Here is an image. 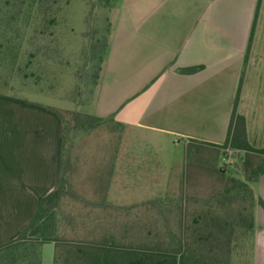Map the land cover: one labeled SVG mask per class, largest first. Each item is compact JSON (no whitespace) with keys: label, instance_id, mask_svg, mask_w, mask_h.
<instances>
[{"label":"crops","instance_id":"0c3cea01","mask_svg":"<svg viewBox=\"0 0 264 264\" xmlns=\"http://www.w3.org/2000/svg\"><path fill=\"white\" fill-rule=\"evenodd\" d=\"M116 12L86 115L122 134L210 149L215 167V149L226 142L235 109L249 146L264 149V0H118ZM63 129L57 108L0 93V246L24 232L58 187ZM250 189L251 237L241 240L237 263L264 264V172ZM58 215L50 209L26 237L53 239ZM198 226L188 222L182 229ZM55 255L54 242L47 241L41 264H54Z\"/></svg>","mask_w":264,"mask_h":264},{"label":"rangeland","instance_id":"374dc122","mask_svg":"<svg viewBox=\"0 0 264 264\" xmlns=\"http://www.w3.org/2000/svg\"><path fill=\"white\" fill-rule=\"evenodd\" d=\"M117 2L0 0V93L57 108L71 129L64 149L66 185L58 202L63 243L56 264H83L74 253L77 248L106 232L120 237L121 226L134 219L137 228L122 243L143 242L148 230L153 232L151 242H156L155 235L161 240V217L152 213L158 208L164 210L162 215L167 208L173 211L167 214V227L175 233L174 215L179 210L185 211L186 222L213 211L244 228L253 206L249 171L264 165L263 158L246 164L243 152H226V148L215 149L214 167L210 149L182 143L173 147L166 140L157 142L130 131L122 134L109 121L74 120V113L91 112ZM227 157L232 160L229 165L223 161ZM231 189L229 196L225 190ZM157 198L164 202L158 203ZM103 202L136 204L137 210L127 218L106 219L105 224L96 221V225L91 220L102 216L81 213ZM231 233L234 238L250 239L242 230Z\"/></svg>","mask_w":264,"mask_h":264},{"label":"trees","instance_id":"16d2710c","mask_svg":"<svg viewBox=\"0 0 264 264\" xmlns=\"http://www.w3.org/2000/svg\"><path fill=\"white\" fill-rule=\"evenodd\" d=\"M73 115L76 122L81 118L94 123L105 122L104 119L93 116H82L78 113H74ZM60 117L64 124L63 148L65 149L67 136L71 129L67 126L68 124L61 113ZM226 148L243 152L246 164H249L251 160L259 158L264 159V149L255 150L247 143L244 119L236 114L235 109L233 110L230 120L226 142L218 149ZM66 166L67 161L63 159L58 187L39 203L36 213L24 232L14 241L0 246V264H41V248L47 241L54 242L57 252L59 246L63 243L61 242V237H59L60 221L62 222L63 215L58 210V202L63 195V189L66 185L64 178ZM249 172V181L251 184L264 172V165L261 167L257 166L256 169ZM225 192H229V196L233 195V189L229 191L225 190ZM250 193L253 209L254 198L251 189ZM157 199L158 203L164 202L162 201L163 199ZM257 203L263 205L260 200H257ZM135 206L137 205H132L127 208H118L108 202H103V204L101 203L100 205H93L91 209L107 208L110 209V213L86 215L93 217L102 216L96 219L92 217L93 220H91V223L96 225V221H102L101 223L105 224L107 222L106 219L127 218L133 213L132 210H137ZM52 208H56L59 214L58 232L55 237L53 239L42 240L27 238L26 231L37 224ZM162 212H164V210H159V208L152 210L153 214L161 217L162 229H164L162 237H159L161 240L155 235L156 242H151L149 238L153 237V232L148 230L146 233H143V242H139L138 244L136 242H129L127 244L122 243L121 241L127 240V236L137 228L138 220L134 219L130 221V223H125L121 226L122 233L120 237H117L115 233L106 232L98 238L93 237L92 242L85 244L83 248H77L74 253L76 256H79L83 264H231L238 262H234L233 259L234 256L240 255L239 251L241 247H239V245L241 240H243V238H234L233 236L235 233L232 234L231 232L242 230L245 232V235H250L251 237L252 215L249 223L242 228L241 224L236 225L232 220L227 221L222 219V216L218 213L204 211L196 215V218L194 217L191 221H188L200 226H198L196 230L184 231L182 226L184 223H188L185 221L187 215L184 210H179L175 212L174 215L178 221L175 227L177 233H175L174 228L170 229L167 227L170 222L168 216L172 215L173 211L167 208L166 214L163 213L162 215ZM156 221H158V217ZM240 228L242 229L240 230ZM133 237H129L130 241H133ZM190 237L199 238V241H190L188 240ZM117 238H120V240ZM56 261L57 256L55 255L54 264H56Z\"/></svg>","mask_w":264,"mask_h":264},{"label":"built area","instance_id":"2783aa9c","mask_svg":"<svg viewBox=\"0 0 264 264\" xmlns=\"http://www.w3.org/2000/svg\"><path fill=\"white\" fill-rule=\"evenodd\" d=\"M229 149H226L225 151L227 152ZM228 159H223V161H224V163L226 164V165H229V164H231L232 163V160H231V158L230 157H227Z\"/></svg>","mask_w":264,"mask_h":264}]
</instances>
